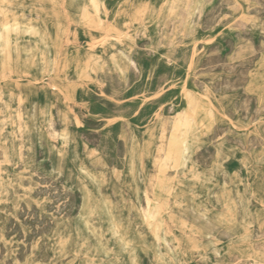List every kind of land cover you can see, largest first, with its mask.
<instances>
[{
    "label": "rangeland",
    "instance_id": "rangeland-1",
    "mask_svg": "<svg viewBox=\"0 0 264 264\" xmlns=\"http://www.w3.org/2000/svg\"><path fill=\"white\" fill-rule=\"evenodd\" d=\"M0 264H264V0H0Z\"/></svg>",
    "mask_w": 264,
    "mask_h": 264
},
{
    "label": "bare ground",
    "instance_id": "bare-ground-1",
    "mask_svg": "<svg viewBox=\"0 0 264 264\" xmlns=\"http://www.w3.org/2000/svg\"><path fill=\"white\" fill-rule=\"evenodd\" d=\"M96 1V0H95ZM92 2V1H91ZM96 3V2H95ZM110 5V4H109ZM96 7H98V6H96ZM148 7V6H147ZM174 10V9H173ZM188 10V9H187ZM194 11V10H193ZM98 12V11H97ZM108 12V11H107ZM187 14V13H186ZM174 15V14H173ZM175 16V15H174ZM165 18V17H164ZM179 18V17H178ZM177 18V19H178ZM176 19V18H175ZM186 20V19H185ZM103 21V20H102ZM185 22V21H184ZM165 23V22H164ZM190 23V22H189ZM177 24V23H176ZM164 27V26H163ZM164 30V29H163ZM167 31V30H166ZM156 32V31H155ZM194 33V32H193ZM161 36H162V34H161ZM167 39V38H166ZM172 40V39H171ZM153 42V41H152ZM158 43V42H157ZM154 49V48H153ZM130 52V51H129ZM132 52V51H131ZM179 57V56H178ZM65 61H66V59H65ZM176 63V62H175ZM68 67V66H67ZM66 67V68H67ZM73 68V67H72ZM121 69H122V67H120ZM125 68V67H124ZM102 70V69H101ZM99 72V71H98ZM109 73V72H108ZM73 74V73H72ZM95 74V73H94ZM121 74H122V72H121ZM108 75V74H107ZM121 77V76H120ZM75 78V77H74ZM102 79H103V77H101ZM109 78V77H108ZM94 79V78H93ZM91 81V80H90ZM105 81V80H104ZM95 82H97V81H95ZM121 82V81H120ZM100 83L101 82H99L98 84H99V86H100ZM93 84V83H92ZM103 84V83H102ZM106 84H107V82H106ZM105 85V84H104ZM109 85H111V84H109ZM112 86V85H111ZM102 89V88H101ZM113 89V88H112ZM98 90H99V88H98ZM111 90V89H110ZM115 90H116V88H115ZM111 93V92H110ZM114 94V93H113ZM118 94V93H117ZM121 94V93H120ZM112 95V94H111ZM118 96V95H117ZM115 98V97H114ZM103 101V100H102ZM103 106V105H102ZM104 107V106H103ZM114 109V108H113ZM172 111H173V109H172ZM86 114V113H85ZM85 116V115H84ZM160 116H162V115H160ZM79 119V118H78ZM155 121H156V119H155ZM130 122H131V120H130ZM178 123H181V122H183V120L181 121V120H179V121H177ZM76 124V123H75ZM129 124V123H128ZM104 125H105V123H104ZM105 127V126H104ZM190 127L191 128H193V124H191L190 123ZM78 128V127H77ZM81 129V128H80ZM111 129V128H110ZM72 130V129H71ZM103 130V129H102ZM67 131V130H66ZM73 131V130H72ZM90 131V130H89ZM110 131V130H109ZM70 134V133H69ZM62 135H63V133H62ZM119 136V135H118ZM68 137V136H67ZM72 137V136H71ZM73 138V137H72ZM75 138V137H74ZM116 138V137H115ZM122 139V138H121ZM75 141V140H74ZM69 142V141H68ZM71 144V143H70ZM76 144V143H75ZM79 146V145H78ZM110 151V150H109ZM78 153V152H77ZM75 156V155H74ZM115 156V155H114ZM78 161V160H77ZM69 163V162H68ZM74 165V164H73ZM75 166V165H74ZM73 166V167H74ZM79 167V166H78ZM79 169V168H78ZM119 171V170H118ZM74 173H75V171H74ZM174 216V215H173ZM168 217V216H167ZM176 218V217H175ZM170 219H171V216H170ZM181 219V218H180ZM175 220V219H174ZM181 221H182V219H181ZM188 222V221H187ZM181 224V223H180ZM192 225V224H191ZM184 227V226H183Z\"/></svg>",
    "mask_w": 264,
    "mask_h": 264
}]
</instances>
